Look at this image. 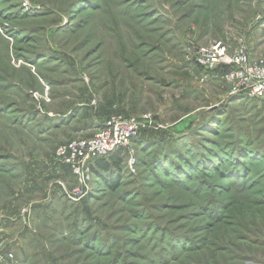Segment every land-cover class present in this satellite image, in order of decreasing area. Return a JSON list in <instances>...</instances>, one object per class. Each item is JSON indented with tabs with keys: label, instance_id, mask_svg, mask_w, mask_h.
Listing matches in <instances>:
<instances>
[{
	"label": "rangeland",
	"instance_id": "rangeland-1",
	"mask_svg": "<svg viewBox=\"0 0 264 264\" xmlns=\"http://www.w3.org/2000/svg\"><path fill=\"white\" fill-rule=\"evenodd\" d=\"M218 41L264 63V0H0V264H264V97ZM118 115L149 124L72 194L57 147Z\"/></svg>",
	"mask_w": 264,
	"mask_h": 264
},
{
	"label": "built area",
	"instance_id": "built-area-1",
	"mask_svg": "<svg viewBox=\"0 0 264 264\" xmlns=\"http://www.w3.org/2000/svg\"><path fill=\"white\" fill-rule=\"evenodd\" d=\"M196 62L211 69L218 66L226 68L224 75L232 91H245L251 97H264V63L252 61L243 49L229 52L225 44L218 41L210 47H199ZM148 124L149 115H144L142 119L118 115L99 126L90 137L72 139L59 145L55 157L68 166L76 178L72 194L85 193L92 161L116 149L128 147L130 141Z\"/></svg>",
	"mask_w": 264,
	"mask_h": 264
},
{
	"label": "trees",
	"instance_id": "trees-1",
	"mask_svg": "<svg viewBox=\"0 0 264 264\" xmlns=\"http://www.w3.org/2000/svg\"><path fill=\"white\" fill-rule=\"evenodd\" d=\"M221 69V72L224 73V70L226 68H220ZM133 142V141H132ZM123 149L124 148H119V149H116L114 151H112L111 153H109L107 156L105 157H101V158H97L95 159L94 161H92L90 163V169L94 172V173H103V172H107L111 169V167H116V166H119V163L121 161V154L123 152ZM112 179V177H111ZM110 179V180H111ZM110 185H114L116 183V179H112L110 181Z\"/></svg>",
	"mask_w": 264,
	"mask_h": 264
}]
</instances>
